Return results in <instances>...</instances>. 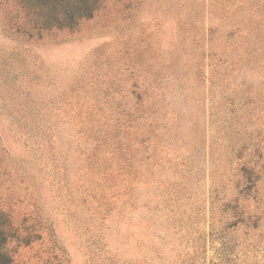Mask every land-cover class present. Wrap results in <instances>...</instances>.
Returning a JSON list of instances; mask_svg holds the SVG:
<instances>
[{
    "label": "rangeland",
    "instance_id": "374dc122",
    "mask_svg": "<svg viewBox=\"0 0 264 264\" xmlns=\"http://www.w3.org/2000/svg\"><path fill=\"white\" fill-rule=\"evenodd\" d=\"M20 12L0 0L12 264H212L236 199L259 227L226 264H264V0H103L33 39Z\"/></svg>",
    "mask_w": 264,
    "mask_h": 264
},
{
    "label": "trees",
    "instance_id": "16d2710c",
    "mask_svg": "<svg viewBox=\"0 0 264 264\" xmlns=\"http://www.w3.org/2000/svg\"><path fill=\"white\" fill-rule=\"evenodd\" d=\"M21 8L20 15L17 18L18 29L27 35L30 39L41 38L54 30H75L84 19L93 17L100 8L103 0H16ZM262 139L261 133H258ZM262 141V140H260ZM255 153L257 160L263 158L260 152V143H256ZM259 162V161H258ZM240 172L243 176L244 187L239 190L241 195H253L256 192L255 183L259 180V174L249 163L243 162ZM264 166V165H263ZM262 166V167H263ZM237 199L225 204L223 209L229 214L231 221L222 223L218 229H212L210 236L216 235L219 243L222 244L224 252L218 253L216 259L218 262L212 264H226L231 262V258L226 254L234 255L233 243L240 235L245 238L250 235V230H257L259 227V218L247 215L243 209H240ZM17 235V230L13 229V223L10 217L0 210V264H12L13 257L9 250L10 239ZM253 236V235H252ZM233 246V247H232ZM201 246H199L200 248ZM204 247V245H203ZM220 249V250H221ZM217 252V251H216ZM184 262L186 264H211L206 262V258L201 254L199 260L195 257H188Z\"/></svg>",
    "mask_w": 264,
    "mask_h": 264
}]
</instances>
